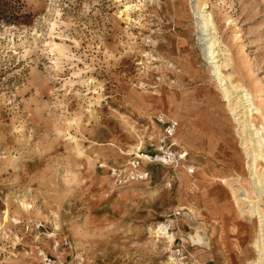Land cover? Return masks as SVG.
Returning a JSON list of instances; mask_svg holds the SVG:
<instances>
[{"label": "rangeland", "instance_id": "374dc122", "mask_svg": "<svg viewBox=\"0 0 264 264\" xmlns=\"http://www.w3.org/2000/svg\"><path fill=\"white\" fill-rule=\"evenodd\" d=\"M240 87L264 153V0H0V264H42L38 247L58 264H264ZM171 118L193 173L150 164L114 186L99 162L154 152Z\"/></svg>", "mask_w": 264, "mask_h": 264}, {"label": "bare ground", "instance_id": "6f19581e", "mask_svg": "<svg viewBox=\"0 0 264 264\" xmlns=\"http://www.w3.org/2000/svg\"><path fill=\"white\" fill-rule=\"evenodd\" d=\"M196 14H197V17H196L197 31L199 32V34H198L199 38L198 39L201 42H203V44H204L203 47L204 48H206V49L207 48H211L213 43H214V41H213L212 33L209 30L210 29V27H209L210 24L209 23L211 21L210 20V16H209V14L206 13V11H204V7L202 9L197 8ZM207 55H208L207 58H209V59H214L215 56H217V54L213 55V51L212 50H208V54ZM212 64L214 65V73L217 76L218 83L220 85H222L223 91L225 92V95H226V97L228 99L229 95H230V92H229L228 88L226 86H224L225 85L224 81H225L226 77L221 74V71L219 69V66H221V65L218 64V60L212 61ZM238 102H239V106H241L240 107L241 108L240 109L241 114L245 118V119L243 118L244 121H243V124H242V130H241V131H244V132L247 133L245 135L246 139L244 141V144L246 143V141H249L248 144H250L249 147L246 146L244 148L245 149V156L247 158H249L248 162H247V167L252 170V174H253L252 178H251L252 179V183H251L250 188L246 187V186L245 187L242 186V188L245 191L244 194H246L243 197V200L244 201L248 200L247 194L252 193V194H255L258 197L257 201H259L260 197L263 196V194H264V171L257 172L256 171V163L255 162H256L257 158H259V159H263L264 158V153H263V150H262L263 136L260 134V128H257L256 126H254V124L252 123L253 121L251 122V121L248 120L250 118V115H251L252 111L257 109V108L255 107V105L253 106V102H252L250 93L243 87L239 88ZM234 107L231 106L230 110H233ZM251 118H253V117H251ZM171 137H170V140H171ZM135 153H137V152H135ZM137 155H139V154L137 153ZM252 204L253 203L251 202L250 205L252 206ZM258 207H259V205H258ZM250 213H252V215H253V211H250ZM148 230L150 232H152V233H155L157 235V237L162 236L164 238V241L167 243V246H171L173 244L175 236H176V233L174 231L171 232V231L166 230L163 227L162 223L156 222V223L152 224L149 227ZM261 235H262V233H261ZM172 255L173 254L171 252L170 256H171V260L173 261V264H181V263H179L178 259L175 256L173 257Z\"/></svg>", "mask_w": 264, "mask_h": 264}, {"label": "built area", "instance_id": "2783aa9c", "mask_svg": "<svg viewBox=\"0 0 264 264\" xmlns=\"http://www.w3.org/2000/svg\"><path fill=\"white\" fill-rule=\"evenodd\" d=\"M162 137L160 145L154 152L141 151L143 157L133 156L125 167L116 164H98V167L105 169L114 186H122L127 183L145 181L150 179V164H159L174 167H183L187 173L191 174L195 170V166L185 159L184 151L175 146V144L167 143L170 137L175 134L178 128L177 120L171 118L161 120ZM167 228H170L167 226ZM38 255L42 264H58L56 258L42 248L38 247Z\"/></svg>", "mask_w": 264, "mask_h": 264}, {"label": "crops", "instance_id": "0c3cea01", "mask_svg": "<svg viewBox=\"0 0 264 264\" xmlns=\"http://www.w3.org/2000/svg\"><path fill=\"white\" fill-rule=\"evenodd\" d=\"M179 147V146H178ZM181 148V147H180ZM152 166H149V169L151 168Z\"/></svg>", "mask_w": 264, "mask_h": 264}]
</instances>
